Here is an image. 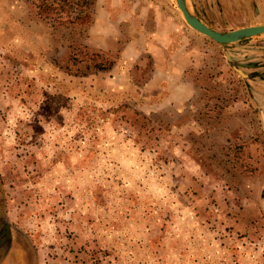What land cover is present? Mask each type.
<instances>
[{"label":"rangeland","instance_id":"374dc122","mask_svg":"<svg viewBox=\"0 0 264 264\" xmlns=\"http://www.w3.org/2000/svg\"><path fill=\"white\" fill-rule=\"evenodd\" d=\"M186 1L215 30L264 23V0ZM36 3L0 0V224L22 252L0 264H264V33L220 45L174 0H93L84 24Z\"/></svg>","mask_w":264,"mask_h":264},{"label":"trees","instance_id":"16d2710c","mask_svg":"<svg viewBox=\"0 0 264 264\" xmlns=\"http://www.w3.org/2000/svg\"><path fill=\"white\" fill-rule=\"evenodd\" d=\"M92 3L93 0H37L35 7L39 18H58L57 21L66 24H84L89 21ZM89 60L92 68L96 70H107L112 65L111 60L99 54H90Z\"/></svg>","mask_w":264,"mask_h":264},{"label":"water","instance_id":"95a60500","mask_svg":"<svg viewBox=\"0 0 264 264\" xmlns=\"http://www.w3.org/2000/svg\"><path fill=\"white\" fill-rule=\"evenodd\" d=\"M184 22L193 30L210 38L216 43L223 45L225 43L236 42L251 36L264 33V23L257 25H248L234 28L227 31H219L210 28L199 20L191 11L186 0H174Z\"/></svg>","mask_w":264,"mask_h":264},{"label":"crops","instance_id":"0c3cea01","mask_svg":"<svg viewBox=\"0 0 264 264\" xmlns=\"http://www.w3.org/2000/svg\"><path fill=\"white\" fill-rule=\"evenodd\" d=\"M264 69V68H263ZM176 87H177V90H179L180 92L175 96L176 99L178 100H183V99H188V98H191L193 96V92L195 91L194 90V84L193 82H191V80H188V79H185L184 81L177 79V82L175 83ZM242 215V214H241ZM14 244V243H13ZM14 248H12V245L11 247H9V250H8V253L10 251L13 250L14 253H19L21 254V250L20 249H16L15 246H13ZM264 248V247H262Z\"/></svg>","mask_w":264,"mask_h":264},{"label":"flooded vegetation","instance_id":"af4514ba","mask_svg":"<svg viewBox=\"0 0 264 264\" xmlns=\"http://www.w3.org/2000/svg\"><path fill=\"white\" fill-rule=\"evenodd\" d=\"M9 230H11V227L1 222L0 224V255L2 256H5V254L8 253V250L10 247L11 240L9 239Z\"/></svg>","mask_w":264,"mask_h":264}]
</instances>
